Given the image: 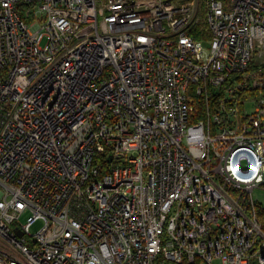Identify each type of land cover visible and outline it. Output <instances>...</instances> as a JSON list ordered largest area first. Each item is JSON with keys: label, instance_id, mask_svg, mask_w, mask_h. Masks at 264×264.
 Returning <instances> with one entry per match:
<instances>
[{"label": "built area", "instance_id": "1", "mask_svg": "<svg viewBox=\"0 0 264 264\" xmlns=\"http://www.w3.org/2000/svg\"><path fill=\"white\" fill-rule=\"evenodd\" d=\"M259 187L264 0H0V264H264Z\"/></svg>", "mask_w": 264, "mask_h": 264}, {"label": "rangeland", "instance_id": "2", "mask_svg": "<svg viewBox=\"0 0 264 264\" xmlns=\"http://www.w3.org/2000/svg\"><path fill=\"white\" fill-rule=\"evenodd\" d=\"M253 197L256 198V199H258L259 201H261L262 202V205H264V191L262 190L261 187L254 189V191H253ZM26 216H27V213L23 214L21 216L20 220L22 222L25 221ZM40 225H41V222L39 220L36 221V222H34L32 224V226L30 227L31 232L34 233L40 227Z\"/></svg>", "mask_w": 264, "mask_h": 264}, {"label": "trees", "instance_id": "3", "mask_svg": "<svg viewBox=\"0 0 264 264\" xmlns=\"http://www.w3.org/2000/svg\"><path fill=\"white\" fill-rule=\"evenodd\" d=\"M201 38V36H197V39H200ZM101 158V160H102V163H103V165H106V162L108 161V157H98V159H100ZM260 219L263 221V223H264V215L263 214H261V216H260Z\"/></svg>", "mask_w": 264, "mask_h": 264}, {"label": "water", "instance_id": "4", "mask_svg": "<svg viewBox=\"0 0 264 264\" xmlns=\"http://www.w3.org/2000/svg\"><path fill=\"white\" fill-rule=\"evenodd\" d=\"M18 234H20V233L18 232Z\"/></svg>", "mask_w": 264, "mask_h": 264}]
</instances>
